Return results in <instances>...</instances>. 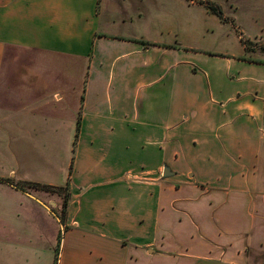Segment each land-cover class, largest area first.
Instances as JSON below:
<instances>
[{"label": "crops", "instance_id": "obj_1", "mask_svg": "<svg viewBox=\"0 0 264 264\" xmlns=\"http://www.w3.org/2000/svg\"><path fill=\"white\" fill-rule=\"evenodd\" d=\"M134 2L0 0V264H264V64L166 42ZM8 178L67 184L64 223Z\"/></svg>", "mask_w": 264, "mask_h": 264}, {"label": "rangeland", "instance_id": "obj_2", "mask_svg": "<svg viewBox=\"0 0 264 264\" xmlns=\"http://www.w3.org/2000/svg\"><path fill=\"white\" fill-rule=\"evenodd\" d=\"M138 1L135 0L134 6H138L141 15L149 18L153 23L152 26L155 28L153 34L161 36L166 42L176 46L196 45L199 49L209 52L237 55L242 52L240 39L243 38L255 51L251 57L264 56V0H141L139 5ZM213 6L220 10L221 18L207 10L208 7L213 8ZM256 35L261 36L254 37ZM248 56L244 53L241 57ZM20 61L27 62L25 57H21ZM53 65L63 67L65 61L63 58H57ZM56 74L59 78H64L68 73L62 68L60 71L57 68ZM78 74L79 72L71 73L70 79L78 80ZM44 139L47 141L45 143H48L44 152L46 162H61V155L56 157V154L49 149L59 146L61 148L59 153L62 154L65 143L68 144L67 153L71 154L70 137L68 140L67 135H46ZM0 142L6 141L0 140ZM3 150L0 160L5 165H13L15 160L5 148ZM28 155L29 159L33 158L31 150ZM49 196L60 198L62 194Z\"/></svg>", "mask_w": 264, "mask_h": 264}, {"label": "trees", "instance_id": "obj_3", "mask_svg": "<svg viewBox=\"0 0 264 264\" xmlns=\"http://www.w3.org/2000/svg\"><path fill=\"white\" fill-rule=\"evenodd\" d=\"M189 1V0H188ZM191 1V0H190ZM207 10L211 13L216 15L217 17L221 18V12L220 10L213 6V8L208 7ZM241 45L243 46L244 53L246 55H249L246 58H242V60L247 61V62H252V63H260L264 64V56L262 57H251V55L255 52L252 47L250 48L248 45V41L246 39H240ZM79 121V117H78ZM263 125H264V107H263V117H262ZM6 182L10 183L17 189L23 191V192H31V193H44V194H62V196L59 198L60 199V204H59V209L52 208V212L57 216V218L60 220V222L63 224L65 221V216H66V209H67V203H68V186L65 184L64 186H49V185H41L38 183H33L29 181H24V180H15L8 178L6 179Z\"/></svg>", "mask_w": 264, "mask_h": 264}, {"label": "water", "instance_id": "obj_4", "mask_svg": "<svg viewBox=\"0 0 264 264\" xmlns=\"http://www.w3.org/2000/svg\"><path fill=\"white\" fill-rule=\"evenodd\" d=\"M162 175L165 176V177L170 175V173L168 172L167 168L163 169Z\"/></svg>", "mask_w": 264, "mask_h": 264}]
</instances>
